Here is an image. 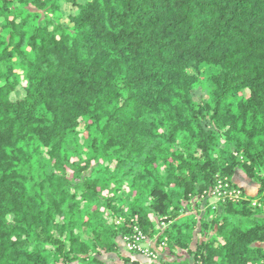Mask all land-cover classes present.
Listing matches in <instances>:
<instances>
[{"label":"trees","instance_id":"obj_1","mask_svg":"<svg viewBox=\"0 0 264 264\" xmlns=\"http://www.w3.org/2000/svg\"><path fill=\"white\" fill-rule=\"evenodd\" d=\"M136 230L264 264V0H0V264H148Z\"/></svg>","mask_w":264,"mask_h":264},{"label":"rangeland","instance_id":"obj_2","mask_svg":"<svg viewBox=\"0 0 264 264\" xmlns=\"http://www.w3.org/2000/svg\"><path fill=\"white\" fill-rule=\"evenodd\" d=\"M248 92L245 91V95H247ZM204 97V94L201 92V91H198L197 93V101L198 102H201L202 99ZM233 182L236 184V185H239L241 187H245V191H246V195H248L249 197L252 198V206H256L258 201H257V198H256V189L253 185V183L248 180L246 178V176L242 173V172H238L234 178H233ZM221 201V198L218 197V196H212V197H205L202 202H201V210L202 211H205V209L208 207V206H217L219 204V202ZM207 204V205H206ZM162 227L163 228H166V225L165 224H162ZM156 236L155 235V238H153L152 240H150L149 243H147L145 245L146 248H155V239H156ZM118 243H119V253L121 255H124V256H129V254L132 252H129L125 246H124V242H123V239H120L118 240ZM144 246V245H143ZM157 253L162 257V258H167L168 255H167V250L165 249L164 246L162 247H158V249L156 250ZM157 253L156 256H157ZM133 255V254H132ZM136 259H139L142 263H152V261L148 260L146 257H144L142 254H139V253H136L135 255H133ZM118 259V257L116 255H111V256H108L106 258V261L107 263H114L116 260Z\"/></svg>","mask_w":264,"mask_h":264},{"label":"built area","instance_id":"obj_3","mask_svg":"<svg viewBox=\"0 0 264 264\" xmlns=\"http://www.w3.org/2000/svg\"><path fill=\"white\" fill-rule=\"evenodd\" d=\"M241 192L236 189H231L229 184L220 182L213 196H218L221 199H231L236 200L240 197ZM125 243L124 246L129 252H137L142 254L148 260L152 261V263L157 259V256L151 248H146L145 245L150 242L144 234L136 230L135 234L131 238L125 237L123 239ZM144 245V246H143ZM151 264V263H150Z\"/></svg>","mask_w":264,"mask_h":264}]
</instances>
